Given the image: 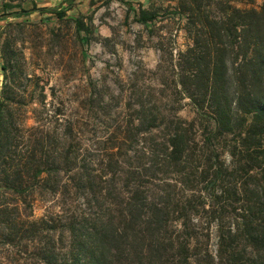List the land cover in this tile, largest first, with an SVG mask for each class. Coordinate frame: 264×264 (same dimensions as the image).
<instances>
[{"label": "trees", "instance_id": "16d2710c", "mask_svg": "<svg viewBox=\"0 0 264 264\" xmlns=\"http://www.w3.org/2000/svg\"><path fill=\"white\" fill-rule=\"evenodd\" d=\"M26 1L30 10L22 7ZM196 2L178 7L191 43L174 64L176 93L208 125L201 149L217 162L215 150L225 145L229 168L203 159L191 166L193 123L178 112L161 117L141 106L132 122L85 146L86 125L77 112L60 121L55 110L48 118L42 110H23L6 84L0 90V218L10 241L50 225L54 236L37 252V264H264V7L239 9L218 0L210 18ZM0 3L4 11L17 10L0 19L39 12L60 21L75 0L43 8L33 0ZM134 13L142 25L158 18L141 5ZM74 24L90 34L82 20ZM9 41L0 44L4 78ZM28 113L32 124L25 123ZM157 128L160 137L152 135ZM196 184L211 202L201 210L212 214L215 254L207 244L201 248L190 223ZM46 198L54 201L46 216L18 222L22 206L32 213Z\"/></svg>", "mask_w": 264, "mask_h": 264}, {"label": "rangeland", "instance_id": "374dc122", "mask_svg": "<svg viewBox=\"0 0 264 264\" xmlns=\"http://www.w3.org/2000/svg\"><path fill=\"white\" fill-rule=\"evenodd\" d=\"M33 1L37 8H43L58 6L63 0ZM182 1L185 0H124L133 10L129 11L128 5L118 0H75L66 18L60 21L39 12L2 18L0 44L9 39L13 54L8 62L7 78L0 68V90L6 84L20 100L23 110H42L48 118L55 110H59L60 121L77 112L86 125L85 146L97 138L104 139L117 126L132 122L141 106L159 110L157 114L161 117L165 111L178 112L180 118L193 123L192 137L197 146L190 156L191 166H200L198 162L203 159L208 166L218 162L229 168L231 160L225 145L215 150L217 162L213 161L210 151L201 149L208 125L196 118L189 100L176 93L179 87H176L174 64L191 43L185 18L179 15ZM217 1L197 0L196 3L211 18L216 14ZM223 1L239 9L264 7V0ZM139 5L156 10L157 20L146 25L136 22L134 11ZM31 6L30 1L22 4L25 10ZM15 11H4L0 3V16ZM77 19L83 21L90 34L77 30L74 24ZM2 62L0 55V67ZM41 90L46 96L43 101L39 95ZM24 118L26 124L33 123V113ZM152 135L160 137V129H154ZM235 179L239 183L238 177ZM247 182L249 186L255 183ZM185 196L190 198L192 194L186 192ZM194 196L198 215L193 213L190 223L195 226L201 248L207 244L208 251L215 254L212 214L201 210L202 206L208 208L210 199L201 186L195 188ZM53 202L52 198H46L32 213L22 206L18 222L38 221L46 216ZM49 226L38 225L33 233H21L15 241H10L6 222L0 218V264H37V252L54 236ZM66 246L63 238L58 248L64 252Z\"/></svg>", "mask_w": 264, "mask_h": 264}]
</instances>
